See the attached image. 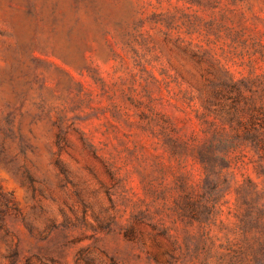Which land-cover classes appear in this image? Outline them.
<instances>
[{
  "label": "rangeland",
  "instance_id": "1",
  "mask_svg": "<svg viewBox=\"0 0 264 264\" xmlns=\"http://www.w3.org/2000/svg\"><path fill=\"white\" fill-rule=\"evenodd\" d=\"M0 264H264V0H0Z\"/></svg>",
  "mask_w": 264,
  "mask_h": 264
}]
</instances>
